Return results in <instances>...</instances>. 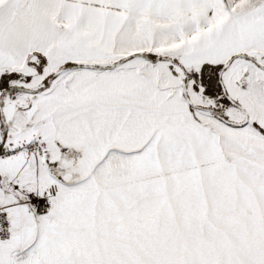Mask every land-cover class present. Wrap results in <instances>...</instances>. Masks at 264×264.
I'll list each match as a JSON object with an SVG mask.
<instances>
[{
  "label": "snow or ice",
  "instance_id": "6c2138e0",
  "mask_svg": "<svg viewBox=\"0 0 264 264\" xmlns=\"http://www.w3.org/2000/svg\"><path fill=\"white\" fill-rule=\"evenodd\" d=\"M0 264H264V0H0Z\"/></svg>",
  "mask_w": 264,
  "mask_h": 264
}]
</instances>
